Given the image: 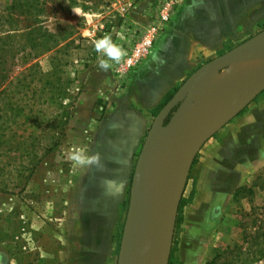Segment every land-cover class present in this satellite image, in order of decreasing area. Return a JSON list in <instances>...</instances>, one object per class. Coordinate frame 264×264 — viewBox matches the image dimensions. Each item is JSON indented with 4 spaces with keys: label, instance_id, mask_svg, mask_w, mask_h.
<instances>
[{
    "label": "rangeland",
    "instance_id": "374dc122",
    "mask_svg": "<svg viewBox=\"0 0 264 264\" xmlns=\"http://www.w3.org/2000/svg\"><path fill=\"white\" fill-rule=\"evenodd\" d=\"M9 1L0 0V3ZM139 1L143 0H46L42 24L50 32L61 34L72 27L83 38L94 44L95 41L107 36L122 52H125V45L128 43L131 45L147 26H136L127 19L128 13ZM149 1L153 8L154 19L155 0ZM240 1L234 3V0H193L188 12L177 19L176 35L183 40L187 38L186 34L196 35L199 38V32L212 26L209 20H215L221 17L220 14H226L227 11L238 7L237 3ZM129 2L132 3V7L123 11L122 8ZM187 2L189 1L179 0L171 20L177 16L183 6L185 8ZM217 3L221 4L216 12L217 6L215 11L213 10ZM254 11L257 12L258 19L252 29L243 30L249 21V18H244L242 34L236 38H228L222 47L212 53H205L207 52L205 49L201 51L202 56L197 57V61L188 70L184 80L201 64L263 30L264 0H257V8ZM250 19L253 22V17ZM13 20L15 21L13 23L20 26L23 24L21 16L14 15ZM74 45L78 47L71 49V55L59 54L60 59L68 61L65 67L68 75L64 77L70 79L71 99H66L64 102L67 105L65 110L70 114L62 133L59 136L57 134L58 139L55 137V132H58L60 117L53 118L60 111L42 102L38 94L23 95L19 99L23 113L20 119L16 120L17 123L12 121L2 123L0 119V241L7 242L8 249H11L9 248L11 240L25 235L29 222L27 218H31L29 212L34 217L35 225L37 221L42 222L46 217L51 230L56 229V224L53 222L57 223L59 219L56 217L61 216L65 211V201L71 198V189L87 164L86 144L89 132L101 114L98 110L87 122L80 117H74L73 108L78 95L83 91L81 80L84 76L92 75L94 61L99 57L108 63L109 60L100 52L96 58L89 60L85 42L76 40ZM38 60L41 67L46 70L48 57L41 56ZM119 83L117 86L120 85ZM263 93L264 91L251 103L258 101ZM43 98H46V95ZM100 107H102L101 113H104V104L101 103ZM2 108L4 105L0 96V116ZM245 108L229 122L242 115ZM215 128L217 126L213 129ZM222 133L217 131L211 134L199 147L190 167L185 188L191 180L195 182L200 177L201 158L208 157L216 151L217 145L214 139L218 138L219 142ZM9 139L13 140V144L25 140L26 145L19 150L10 149L12 143L6 142ZM55 141L57 143L53 145ZM138 152L132 159L129 184L117 214L113 235L114 255H117V246L119 249L118 243L125 222L131 177ZM225 177L227 181H231L234 175L227 173V176H223ZM241 189L238 195L234 196L233 193L227 196L225 201H220L208 209L204 207L199 214L196 210H199L198 201L201 195L197 189L188 197L187 191L185 196L182 194L176 211L167 264H264V165L256 173L247 176V181ZM220 193L218 192V195ZM23 245L21 244V247ZM15 247H20V244L12 245V248Z\"/></svg>",
    "mask_w": 264,
    "mask_h": 264
},
{
    "label": "crops",
    "instance_id": "0c3cea01",
    "mask_svg": "<svg viewBox=\"0 0 264 264\" xmlns=\"http://www.w3.org/2000/svg\"><path fill=\"white\" fill-rule=\"evenodd\" d=\"M188 1L165 25L147 57L125 76L114 74V60H109L108 68L100 66L102 58L94 61L92 75L81 80L83 91L73 108L74 117L87 122L98 110L101 114L89 132L85 170L73 185L71 198L65 201V211L56 217L59 221L53 222L56 229L51 230L46 217L35 225L29 212L25 235L11 240V249L7 242L0 241V264H116L118 252L114 255L113 235L117 214L129 184L132 159L153 120L152 112L184 80L197 57L202 56L201 51L212 53L228 38H236L257 23V0H241L232 12L209 20L212 26L199 32V38L186 34L183 40L176 35V23L180 15L188 12L193 0ZM220 4L213 11L217 6V12ZM151 6L149 0L139 1L127 19L145 27L153 21ZM244 18L249 21L242 30ZM129 46L126 44L124 49ZM237 66L243 65L229 66L215 75ZM218 76H210L196 88ZM251 102L233 122H222L213 130L212 134L223 132L219 142L214 139L216 151L209 158H201L200 177L196 183L191 180L183 192L185 196L187 191V197L195 189L200 193L198 214L204 207L225 201L247 181V176L264 165V93L258 101ZM101 103L104 113L100 111ZM227 173L234 175L233 180L223 178ZM15 243L20 247L12 248Z\"/></svg>",
    "mask_w": 264,
    "mask_h": 264
},
{
    "label": "water",
    "instance_id": "95a60500",
    "mask_svg": "<svg viewBox=\"0 0 264 264\" xmlns=\"http://www.w3.org/2000/svg\"><path fill=\"white\" fill-rule=\"evenodd\" d=\"M263 37L264 29L201 64L153 117L133 169L116 264H167L176 211L190 167L197 150L214 130L205 119L219 113L223 122L235 117L264 90V72L240 86L205 94H199L195 86L229 66L264 61V47L259 46ZM158 140L161 142L156 146ZM166 163L169 188L165 199L156 203L151 197L150 173L156 165ZM134 217L138 233L125 253L123 239Z\"/></svg>",
    "mask_w": 264,
    "mask_h": 264
},
{
    "label": "trees",
    "instance_id": "16d2710c",
    "mask_svg": "<svg viewBox=\"0 0 264 264\" xmlns=\"http://www.w3.org/2000/svg\"><path fill=\"white\" fill-rule=\"evenodd\" d=\"M45 3L46 0H10L3 4L0 3V96L4 105L0 119L2 123L9 121L17 123L16 120H19L23 113L19 99L23 95L38 94L42 102L60 111L53 118L60 117L57 125L58 132H55V137H57V134L59 136L62 133L70 114L65 110L67 105L64 102L66 99H71L70 79L64 77L68 75L65 69L68 61L60 59L59 54L71 55V49L78 47L74 45L76 40L85 42L87 59L96 58L99 52L96 51L94 43L83 38L72 27H69L64 34L52 33L44 28L42 15ZM14 15L22 17L21 26L13 23L15 22ZM28 21L32 23H26ZM41 56L48 57L46 70L39 64L38 58ZM177 88L167 93L153 111V116L171 98ZM45 95L46 98H43ZM6 142L12 143L10 149L16 150L26 145L25 140L16 144H13L12 139ZM56 143L57 141L53 145ZM241 187L235 190L234 196L240 193ZM116 249L118 250V246Z\"/></svg>",
    "mask_w": 264,
    "mask_h": 264
},
{
    "label": "bare ground",
    "instance_id": "6f19581e",
    "mask_svg": "<svg viewBox=\"0 0 264 264\" xmlns=\"http://www.w3.org/2000/svg\"><path fill=\"white\" fill-rule=\"evenodd\" d=\"M259 46L264 47V37L260 39ZM263 72L264 61L261 60L252 63H247L240 67L237 66L236 69L225 72L227 73L226 75H219L218 77H215L217 79H212L197 88L196 85L195 90L199 94H205L220 88L237 87L243 84L244 82L261 75ZM209 118L212 119H210L209 121H205L209 129H213L215 126L218 127L220 123H222L224 120V116L220 113L212 117H207L206 119ZM160 142L161 140L156 141V146H159ZM168 171L169 168L166 163L156 165L150 173V192L153 201L156 203H160L165 199V195L169 188ZM137 233L138 224L136 217H134L127 225L126 234L124 235L123 239V250L125 253L128 252L129 246Z\"/></svg>",
    "mask_w": 264,
    "mask_h": 264
},
{
    "label": "built area",
    "instance_id": "2783aa9c",
    "mask_svg": "<svg viewBox=\"0 0 264 264\" xmlns=\"http://www.w3.org/2000/svg\"><path fill=\"white\" fill-rule=\"evenodd\" d=\"M179 0H155L156 11L153 21L143 29L140 37L123 52L121 59L113 61V72L117 77L125 76L132 68L141 63L151 52L157 40L164 32L165 25L172 19ZM132 7L127 3L123 11Z\"/></svg>",
    "mask_w": 264,
    "mask_h": 264
},
{
    "label": "clouds",
    "instance_id": "9594fccd",
    "mask_svg": "<svg viewBox=\"0 0 264 264\" xmlns=\"http://www.w3.org/2000/svg\"><path fill=\"white\" fill-rule=\"evenodd\" d=\"M94 46L96 51L103 53L108 57V60H114L118 62L123 55L122 50L107 36L95 41ZM100 66L103 68H108L109 63L108 61H101Z\"/></svg>",
    "mask_w": 264,
    "mask_h": 264
}]
</instances>
